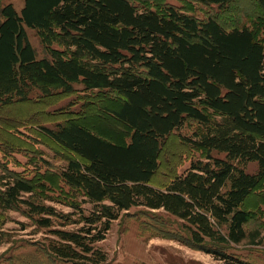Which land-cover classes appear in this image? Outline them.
<instances>
[{
	"label": "trees",
	"instance_id": "1",
	"mask_svg": "<svg viewBox=\"0 0 264 264\" xmlns=\"http://www.w3.org/2000/svg\"><path fill=\"white\" fill-rule=\"evenodd\" d=\"M150 1L25 0L20 11L12 3L1 7L0 106L68 95L80 83L83 91L119 101L104 110L125 125L129 139L117 142L72 118L41 126L69 151L66 164L41 175L43 181L6 168L0 207L47 228L54 238L44 250L64 260L107 264L96 243L123 211L144 206L179 220L170 238L224 264H246L229 249L245 240L264 246V227H249L247 207L264 182V44L248 25L226 24L217 13L199 16ZM193 1L222 9L236 0ZM254 2L264 17V0ZM27 28L41 31L46 56H37ZM187 120L199 128L179 138L204 155L156 184L164 144ZM250 162L257 172L246 170ZM52 179L68 187L60 195L73 211L43 200L61 202L42 197ZM85 203L92 204L87 213ZM69 224L82 225L63 228Z\"/></svg>",
	"mask_w": 264,
	"mask_h": 264
},
{
	"label": "rangeland",
	"instance_id": "2",
	"mask_svg": "<svg viewBox=\"0 0 264 264\" xmlns=\"http://www.w3.org/2000/svg\"><path fill=\"white\" fill-rule=\"evenodd\" d=\"M24 1L0 0V9L12 3L20 11ZM133 1L136 3L141 0ZM155 3H171L199 16L208 12L217 13L226 24L236 22L248 25L264 44V17L256 8L254 0H236L222 9L217 5H203L193 0H151L147 4ZM1 20L3 17L0 13ZM27 33L37 56H46L41 31L27 28ZM75 87L74 93L56 95L41 102H35L34 99L33 102L0 106V175L7 168L43 181L41 175L64 166L69 151L51 141L39 129L44 125L55 127L58 122L69 118L96 128L100 134L117 142L129 139L125 125L104 110L107 106L118 107L119 101L115 97L101 94L98 90L83 91L80 83L75 84ZM198 128L197 122L187 120L167 139L163 147L161 168L154 180L156 184H163L173 171L181 173L189 167L192 160L204 155L179 138V135H192ZM213 154L217 153L214 151ZM246 170L255 173L258 171V164L250 162ZM52 181L42 197H53L61 202L42 199L47 204L54 205L58 211H73L62 203L64 199L60 195L61 190H67L68 187L57 179ZM83 207L87 213L92 204L85 203ZM247 207L253 214L249 227L254 228L260 223L264 227V182L257 189L256 195L249 199ZM76 218H79L78 214L73 216V219ZM81 225L69 224L63 228L77 229ZM179 227V220L164 210L134 206L123 211L112 222L105 239L96 243V246L107 253V264H224V261L214 255L168 236V233L180 231ZM52 238L54 236L47 228L38 227L23 212L0 207V264H87L64 260L45 251L43 246ZM229 252L246 264H264L263 245H252L245 240L232 245Z\"/></svg>",
	"mask_w": 264,
	"mask_h": 264
}]
</instances>
